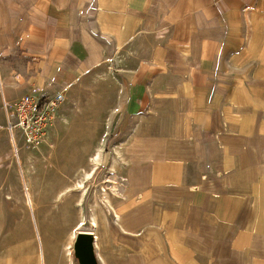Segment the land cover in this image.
<instances>
[{
  "label": "rangeland",
  "instance_id": "obj_1",
  "mask_svg": "<svg viewBox=\"0 0 264 264\" xmlns=\"http://www.w3.org/2000/svg\"><path fill=\"white\" fill-rule=\"evenodd\" d=\"M49 2L0 0V264H80L73 234L84 230L78 229L82 220L89 229L97 220L100 264H264V176L246 174V182L256 181L250 195H256L257 203L245 215L258 217L230 218L231 234L221 233L219 221L207 218L212 233L202 236L196 217L179 216L175 181L166 187L159 175L167 148L193 149L190 157L197 158L200 123L180 115L175 91L181 83L202 102L219 99L223 107L227 99L231 108L242 106L245 134L264 138V0H245L242 14L228 18L235 23L234 32L224 37L230 43H220L206 60L200 59L204 27H167L161 11H138L127 14L126 25L140 21L134 23L135 35L128 43H114L100 26V19H107L101 16L100 0H71L68 35L84 39L83 30L88 31L103 45L105 58L67 83L47 82L51 48L39 51L45 42L36 35V24L45 28L47 16L55 18ZM142 63L163 72H154L146 111L128 116L127 91ZM61 87L66 100L44 140L36 146L15 145L7 102L28 93L43 97ZM172 93L175 100L168 97ZM182 102L187 109V99ZM229 115L217 133L238 131L235 116ZM141 141L160 146L143 152L137 146ZM233 165L225 166L227 172ZM196 170L193 162L191 174ZM250 195L248 204L254 202ZM242 232L245 243L238 241ZM205 239L212 241V252Z\"/></svg>",
  "mask_w": 264,
  "mask_h": 264
},
{
  "label": "crops",
  "instance_id": "obj_2",
  "mask_svg": "<svg viewBox=\"0 0 264 264\" xmlns=\"http://www.w3.org/2000/svg\"><path fill=\"white\" fill-rule=\"evenodd\" d=\"M153 1L100 0L103 11L101 16L107 18L106 20L100 19V26H102L101 29L104 34L113 36L114 43H119V41L128 43L131 36H133V32L134 35L136 33L134 23L140 21L134 20L131 21L133 22L132 26L131 22L126 25L129 19L127 14L137 13L138 11L148 13L149 10L155 9L161 11L160 21L164 26L173 27L182 23H189L196 25L199 29L204 27L202 40L205 46L204 44L202 46L205 49H202L200 59L206 60L211 59V56L217 52L216 48L220 47V43H230V38L226 39L224 37L226 34L234 32L235 23L228 18L242 14L245 10H243L245 0H155L154 5H152ZM71 3V0H50L49 6L55 9V18L47 16L45 28L36 24V35L44 38L43 41L45 42V45L39 51L47 50L48 46L51 48L48 56V83L72 82L83 73L101 64L105 58L103 45L88 31L83 30L84 39L72 38L68 35L69 27L66 18L69 17ZM117 12H119V15ZM58 16L61 18L60 24L57 20ZM50 21L52 25H50ZM107 22L109 23L106 24ZM141 22L143 23L142 28H144L147 19ZM216 31L221 32L218 39L213 36ZM99 58H101L99 62L94 61ZM154 72L160 73L163 70L150 64L144 65V63L135 69V79L129 85L127 91L125 113L128 116H135L146 111L150 102L151 90L155 85L153 82ZM177 87L178 90L175 93L179 98L180 115H191L193 122L200 123L196 130H199L198 133L202 137L196 148L197 158L190 157L195 155L193 149H175L172 152L167 148L165 153L166 163L163 166V171H159V175L163 177V185L166 187L171 180L175 181L177 188L176 201L179 202L178 208L181 212L179 216L183 217L181 219L196 217L200 221L199 227L202 229L198 231L199 235L205 236L212 233V231L207 230L212 228L207 222V218L217 219L219 226L221 225L222 228L221 233L231 234L232 231L228 232L227 230L229 229L230 218L258 217L256 214L245 215V210L251 208V204L256 201V195H250V192L254 191L251 182L255 184L256 181L253 179L246 182V174L250 173L252 177L254 175L264 176L263 151L259 143L260 139L264 138L261 134L254 137L245 134L242 106H232L231 108L226 99V104L219 107L217 105L219 99H214L212 103L210 101L202 102L198 100L197 92L195 90L193 92L191 87L187 88V84L181 83ZM242 91L246 94L245 85L242 86ZM175 93L168 94V97L175 100ZM182 99H187V109H183L182 106H185V104L181 105L183 103ZM229 114L235 116L234 121H237L238 131L217 133L223 121L228 122ZM192 130H195L194 127ZM205 132L208 134V138L205 137ZM215 141L218 145H215ZM156 146L159 148L160 144L157 143ZM156 146H153V148ZM151 151L153 150L151 149ZM143 152L146 151L143 150ZM230 155L234 158H230ZM171 161L174 162L171 163ZM230 161L234 162V165L232 171L227 172L228 169H225V166ZM193 162L197 166L194 175L190 172ZM226 173H228L227 176ZM229 180H231V183L228 182ZM246 195H250L254 202L250 201L248 204ZM187 209L189 212L185 214ZM254 213L258 212L255 210ZM246 235L242 232L238 241L245 243L246 239H243V237ZM208 242H211L210 249L212 252L214 250L212 241L205 239V247H207ZM185 246L187 249L190 248L188 245Z\"/></svg>",
  "mask_w": 264,
  "mask_h": 264
},
{
  "label": "built area",
  "instance_id": "obj_3",
  "mask_svg": "<svg viewBox=\"0 0 264 264\" xmlns=\"http://www.w3.org/2000/svg\"><path fill=\"white\" fill-rule=\"evenodd\" d=\"M65 100L66 93L61 87L43 97L28 93L11 103L7 102L8 130L12 142L15 145L21 141L30 146L40 144Z\"/></svg>",
  "mask_w": 264,
  "mask_h": 264
},
{
  "label": "water",
  "instance_id": "obj_4",
  "mask_svg": "<svg viewBox=\"0 0 264 264\" xmlns=\"http://www.w3.org/2000/svg\"><path fill=\"white\" fill-rule=\"evenodd\" d=\"M74 253L80 264H100L96 252L95 234L80 230L75 237Z\"/></svg>",
  "mask_w": 264,
  "mask_h": 264
},
{
  "label": "bare ground",
  "instance_id": "obj_5",
  "mask_svg": "<svg viewBox=\"0 0 264 264\" xmlns=\"http://www.w3.org/2000/svg\"><path fill=\"white\" fill-rule=\"evenodd\" d=\"M258 37V36H257ZM99 55V54H98ZM96 56H97V54H96ZM100 56V55H99ZM101 59L99 58V59H95L94 61L95 62H99ZM142 145H137V146H139L140 147V151H143V150H145V151H147V152H149V151H151V149L153 148V146H156V144L157 143H155V142H148V143H146V142H143V141H141L140 142ZM142 146H144V147H142ZM139 151V150H138ZM101 155H102V153H101ZM97 161H100L99 159L97 160ZM97 163H99V162H97ZM96 163V164H97ZM94 169V168H93ZM91 172V171H90ZM86 174V173H85ZM91 175V173H88L87 174V176H90ZM86 177V176H85ZM84 182V181H83ZM78 183V182H77ZM80 183H81V181H80ZM82 184V183H81ZM77 184H75V186H76ZM79 186H81L82 187V189L83 190H85L86 188H85V186L83 185H79ZM78 187V186H77ZM81 189V188H80ZM79 191V190H78ZM82 191V190H81ZM86 191V190H85ZM106 193V192H105ZM95 200V199H94ZM96 203V202H95ZM119 217V216H118ZM120 219V218H119ZM95 220V219H94ZM97 221V220H96ZM96 221H94V223H93V228L92 229H89V228H86V227H84L85 226V222L82 220L81 221V223H79L80 224V226L78 227V229H84V230H90V232H93L94 234H95V238H96V245L98 246V235H97V233L95 232L96 230H95V227L96 228H98L96 225L98 224V223H96ZM92 230V231H91ZM77 232L78 231H76L74 234H73V238H75V236H76V234H77ZM99 234V233H98ZM75 240V239H74ZM73 240V241H74ZM99 241H100V239H99ZM72 243V242H71ZM71 245V244H70ZM70 250V249H69ZM71 253H73V245H71ZM6 263V262H5Z\"/></svg>",
  "mask_w": 264,
  "mask_h": 264
},
{
  "label": "trees",
  "instance_id": "obj_6",
  "mask_svg": "<svg viewBox=\"0 0 264 264\" xmlns=\"http://www.w3.org/2000/svg\"><path fill=\"white\" fill-rule=\"evenodd\" d=\"M45 101V98H43V102Z\"/></svg>",
  "mask_w": 264,
  "mask_h": 264
}]
</instances>
